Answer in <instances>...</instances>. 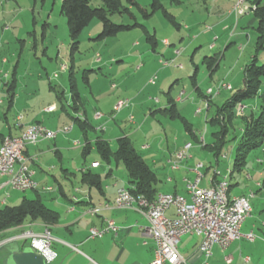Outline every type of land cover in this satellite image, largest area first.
<instances>
[{"label": "crops", "instance_id": "crops-1", "mask_svg": "<svg viewBox=\"0 0 264 264\" xmlns=\"http://www.w3.org/2000/svg\"><path fill=\"white\" fill-rule=\"evenodd\" d=\"M234 5L235 2L230 0L220 3L221 8L225 7L230 16L234 14L231 12ZM100 29L101 25L94 23L93 28L87 30V37L94 40ZM248 40L251 41V37H248ZM170 45L171 43L163 38V59L174 60ZM155 51L151 50L152 53ZM130 57L132 61L127 63L126 60ZM119 61L121 64L112 65V62ZM160 61L159 57L149 53V49L141 44L140 39L131 46L128 53L113 52L104 56L93 54L91 68H87L93 72L87 74V81L82 74L84 69L77 77L74 76L79 93V102L75 105L69 89V70L74 66L72 62L69 65H58L60 72L68 73V81L63 79V73L57 74V70L53 69L50 74L46 73L49 76L48 90L42 92L39 87V82L42 81L40 72L36 69L31 72L29 68L19 73L16 67H13L16 82L10 104L4 84L10 76L3 66L0 68V141L5 135H21L32 124H41L56 132L53 138H40L25 149V155L29 157L28 167L33 171L32 178L37 182L38 188L20 191L10 185L1 186L0 207L17 205L23 198H39L45 206L58 214V220L54 224H46L41 220H26L17 227L1 232L0 245L19 236L12 234L15 229L24 230L22 233L32 231L35 234L48 230L54 238L52 249L56 257L53 264H146L153 258L154 240L144 233V229L149 225L146 217L133 209L135 207L122 208L114 204L117 190L129 186L126 171L120 162L113 159L106 161L99 156L94 146L97 139L106 140L110 149L115 151L117 140L127 136L144 161L155 171L158 179L155 185L157 194H179L189 200L186 181L195 180L198 172L200 187H208L226 176L230 185V199L242 195L253 199L256 193L264 192L262 147L250 153V159L247 158L246 166L240 172H232L233 163L230 164L224 148L218 157L208 148H204L205 144L211 145L216 140L212 133L217 129L210 126L208 119L213 116L215 106L221 105L220 103L231 96L230 92L236 85L233 83H237L235 90L242 87L243 76L240 80V71L243 72L247 63L238 71L234 67L224 80L219 79L204 88L201 86L206 80L201 81L198 86L195 79L198 90L191 82L193 89L189 91L188 84L176 77V74ZM105 65L106 68H103ZM126 65H136V70L127 71ZM63 66L65 68L61 69ZM208 75L212 74L208 72ZM231 75L232 79L228 82L227 79ZM222 81L228 83L231 88L217 91L216 85ZM167 84L169 86L164 91ZM209 88H212V93L208 97ZM158 91L164 93L165 98L158 95ZM205 96L207 97L204 98ZM205 99L210 100L207 107L204 106ZM119 100H125L126 104L116 108ZM169 102L174 104L176 111L190 123L191 133L187 132L185 127L175 125L172 118L161 112L170 107ZM201 114L205 126L208 124L211 128L208 142L205 141V135L198 132L199 127H196L202 120ZM243 114L257 115L256 110L248 113L244 107ZM74 118L84 120L91 126L86 134ZM66 126L69 129L61 132ZM240 132L241 129L237 128L234 135L239 136ZM150 135L153 138L149 142ZM87 142L90 147L85 153L84 145ZM186 144H190L186 156L177 159L176 153ZM222 161L226 162L221 165ZM86 171H90L94 175L93 179L98 180L96 185L82 179ZM3 180L4 177L0 176V182ZM90 209H94L95 213H90ZM252 211L251 208L248 216ZM165 215L175 217L174 208L169 207ZM248 216L240 231L244 235L252 232L255 238L250 241L241 237L225 249L214 245L207 264L264 263V221L256 220L248 224ZM108 219L117 226L116 231H107L101 237H88L90 228H103ZM200 241L201 237L196 234L181 235L178 251L184 262L180 264L202 262V256L198 252Z\"/></svg>", "mask_w": 264, "mask_h": 264}, {"label": "rangeland", "instance_id": "rangeland-1", "mask_svg": "<svg viewBox=\"0 0 264 264\" xmlns=\"http://www.w3.org/2000/svg\"><path fill=\"white\" fill-rule=\"evenodd\" d=\"M160 1L164 8L174 15L179 23L178 29L168 22L161 10L154 12L148 18L143 17L135 8L131 10L136 21L143 24L150 33L155 34L158 41L155 52H151L150 46L146 42L145 34L140 27L122 31L103 40L94 41L89 39L86 35L87 30L92 29L94 23L101 25L100 20L94 18L81 32L78 51L73 56H70L66 18L60 13L62 0H0V68L3 66L9 76H11L13 67H16L19 73H23L24 70L27 71L29 68L31 72L36 69L37 72L41 73L42 81L39 82L41 92L47 91L49 76L46 73L50 74L53 69L57 70V74L63 73L59 71L58 65L60 63L69 65L72 62L74 66H72L71 72L73 76L77 77L82 69L91 68L93 54L97 53L98 56H104L113 52L116 54L120 52L128 53L131 46L140 39L141 44L149 49V53L161 59V63L162 61H171L166 66L169 67L171 72L176 74V77L186 82L189 91H191L193 86L190 75H192L194 69H196L198 86L201 81L206 80L201 86L204 88L208 84H214L219 79L224 80L234 67L238 71L255 54L257 19L253 11L247 10L246 13L237 15L232 9L231 12L234 14L230 16L226 13V8H221L222 5L220 6V3L228 2L229 0ZM230 1L236 3L237 0ZM90 2L93 6L102 4L101 0H91ZM137 2L141 7L150 11L152 0H137ZM260 4H264V0H260ZM246 5H251L250 1L247 0ZM110 19L117 24L131 23L133 21L129 15L118 13L112 14ZM206 32L208 33L206 34ZM248 37H251V41L248 40ZM163 38H166L171 43L169 48L174 53V60L163 59L165 58L162 55L164 51ZM212 43L214 46H210ZM212 47L214 49H211ZM175 50H179V54H175ZM205 56L219 57L218 67L211 76L208 75L209 71L206 63L203 62ZM113 57L115 58V56ZM257 59L259 64L264 63V50H260L257 53ZM130 61H132L131 57L126 60L127 63H130ZM116 64L119 65L121 62H112V65ZM126 66L127 71L134 72L136 70V65ZM95 67H97V64H95ZM147 67H149V64ZM103 68H106V65ZM240 73V80H242L243 72L240 71ZM67 75L68 73L65 71L63 79L67 80ZM232 76L227 79L228 82H230ZM55 84L57 85L58 83L56 82ZM168 84L164 91L167 90ZM233 84L236 85H234V90L230 92L231 94L237 86L236 82ZM239 86H241V81ZM179 89H181V86ZM261 90H264V78ZM157 93L164 98L166 96L159 91ZM241 105H243L245 112L249 113L251 110H256L257 114L260 112V100L257 96L245 99ZM202 114L200 116L202 120L196 127H199L198 132L205 135V141L208 142L211 128L208 124L205 126ZM172 121L175 125H179L180 128L184 127L179 119H172ZM236 123L235 128H240L239 119L236 120ZM234 133V130H232L226 135V138L229 139ZM152 138L153 136L150 135L149 142L152 141ZM235 142L236 139L230 141L224 147V152L228 154L230 164L233 163L235 155V149L233 148ZM153 145L155 146L156 144L153 142ZM250 157L251 154L248 158L250 159ZM224 162L226 161H222L221 165ZM256 194L255 198L249 199L250 207L253 211L246 221L248 224L256 220L264 221V192ZM23 231L22 229H15L12 234H17L18 236ZM9 243H14L23 248L27 246L28 240L15 238ZM7 244L0 245V264H10L7 261L8 249L5 246Z\"/></svg>", "mask_w": 264, "mask_h": 264}, {"label": "trees", "instance_id": "trees-1", "mask_svg": "<svg viewBox=\"0 0 264 264\" xmlns=\"http://www.w3.org/2000/svg\"><path fill=\"white\" fill-rule=\"evenodd\" d=\"M91 0H62L60 13L66 18V26L69 37L70 56H73L79 49L80 35L82 30L97 18L101 22V29L93 38L94 40H103L118 33L130 30L134 27H140L144 34L147 44L151 50L155 51L157 39L154 33H150L146 27L137 22L133 12V8L137 9L143 17L148 18L154 12L161 10L164 17L175 28H179L173 14L169 13L160 0H152L150 11L141 7L137 0H101L100 6H93ZM249 10L253 11L257 19L255 54L251 60L243 68V84L242 87L235 90L231 96L221 105L215 106L213 116L208 119L211 127L216 128L213 132L216 140L211 145L205 144L204 148H208L214 156L218 157L223 148L232 140L236 139L235 155L233 159L232 172H240L246 166L248 155L264 145V91L261 90L264 78V63H258L257 53L264 50V4H260V0H253L249 5ZM114 13L127 14L132 18L131 23L117 24L111 21L110 16ZM218 56H205L203 62L206 63L207 70L210 75L218 67ZM93 72L92 69H84L82 74L84 80L87 81V74ZM196 69L190 76L191 82L196 87ZM14 69L10 78L5 81V90L9 104L11 103L15 93ZM69 89L73 105L79 102V93L75 86L74 76L69 70ZM198 90V87H196ZM257 96L260 100V112L253 114H238L236 108L241 105L245 99ZM205 96L204 98H206ZM171 102V101H170ZM169 102V103H170ZM208 106L210 100H208ZM163 114L172 119H179L187 132L191 133L190 123L179 114L174 108V104L170 103V107L161 111ZM239 119L241 124V132L239 136L233 135L229 139L226 135L232 130L236 131V120ZM79 128L86 134L91 126L84 120L74 118ZM95 149L103 160L113 159L120 162L127 174L129 186L127 187L133 194H142L148 199L153 200L156 197L157 176L155 171L144 161L139 152L134 148L131 140L127 136L120 137L117 140V148L112 151L106 140L97 139L94 143ZM89 143H85L84 152L89 150ZM264 150V149H263ZM94 175L90 171L83 173V180H88L90 184L96 185L98 180L93 179ZM228 182V190H229ZM26 220H41L46 224H54L58 220L57 212L49 209L39 198L27 199L23 198L17 205H4L0 207V233L17 227ZM29 246V245H27Z\"/></svg>", "mask_w": 264, "mask_h": 264}, {"label": "built area", "instance_id": "built-area-1", "mask_svg": "<svg viewBox=\"0 0 264 264\" xmlns=\"http://www.w3.org/2000/svg\"><path fill=\"white\" fill-rule=\"evenodd\" d=\"M237 15L249 10L246 0H237L234 7ZM165 44H168L164 41ZM179 54V50H175ZM171 61H162L167 65ZM62 69V67H61ZM231 86L225 82L217 84V91L220 89H230ZM207 93H212L208 89ZM208 101H204V105ZM126 104L125 100H119L116 108ZM236 113L243 114V106L238 105ZM69 127H63L60 131L66 132ZM56 132L47 129L41 124H32L21 133V136L5 135L0 141V176L4 180L0 182V187L10 185L13 189L24 191L37 189L38 184L32 178L33 171L28 167L29 157L25 155L26 146L34 144L40 138H53ZM264 148V147H263ZM187 147H183L176 153L177 159H182L187 154ZM11 163H19L18 173H10ZM218 174V172H217ZM200 173L195 180H187L186 187L190 195L196 196V203H186V198L179 194L158 193L160 203L152 208H145V200L148 198L142 194H133L126 187L117 190L114 197V204L117 207L133 208L129 206V198H137L143 201V208H133L148 220V227L144 233L150 235L155 243L154 256L146 264H180L184 262L178 251V243L183 234H196L201 237L198 252L202 256L200 264H207L212 256V247L218 245L225 249L231 242L245 237L252 241L255 235L252 232L242 234L241 225L249 215L251 207L249 197L242 195L233 197L231 200H223L221 194L222 180L215 181L208 187L198 186ZM46 189H50L46 187ZM173 207L175 217L170 218L165 215V211ZM95 213L94 209L89 210ZM117 226L110 219L106 220L103 228H90L89 238L101 237L107 231H116ZM22 239H27L30 247L34 248L45 258L47 264H52L56 253L52 249L54 238L49 231L35 234H23Z\"/></svg>", "mask_w": 264, "mask_h": 264}, {"label": "bare ground", "instance_id": "bare-ground-1", "mask_svg": "<svg viewBox=\"0 0 264 264\" xmlns=\"http://www.w3.org/2000/svg\"><path fill=\"white\" fill-rule=\"evenodd\" d=\"M62 68H65L64 66ZM211 89V88H209ZM211 93H207V96L209 97ZM204 101H208V99H205ZM207 107L208 105H204ZM204 107V108H205ZM200 110L198 109L197 112ZM21 136V135H19ZM190 144H186L185 147L189 148ZM264 147V145H263ZM264 149V148H263ZM19 171V163H11L10 165V173H18ZM227 177H224V180H222V185H221V194H222V199L223 200H231L228 197V181L226 179ZM1 188V187H0ZM160 203V196H156L155 199L153 200H145V208H152L153 206H157ZM186 203H196V196L195 195H190V199H186ZM129 206H133L135 208H143V201H139L137 198H129ZM48 231V230H46ZM23 234H31V233H22L17 237L20 238L23 236Z\"/></svg>", "mask_w": 264, "mask_h": 264}, {"label": "water", "instance_id": "water-1", "mask_svg": "<svg viewBox=\"0 0 264 264\" xmlns=\"http://www.w3.org/2000/svg\"><path fill=\"white\" fill-rule=\"evenodd\" d=\"M5 246L8 249L7 261L10 264H47L43 255L30 246L20 248L14 243Z\"/></svg>", "mask_w": 264, "mask_h": 264}]
</instances>
